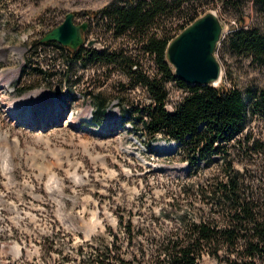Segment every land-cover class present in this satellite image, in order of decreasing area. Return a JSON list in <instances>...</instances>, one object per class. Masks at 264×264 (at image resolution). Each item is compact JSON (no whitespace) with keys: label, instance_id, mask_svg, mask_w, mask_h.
Returning a JSON list of instances; mask_svg holds the SVG:
<instances>
[{"label":"rangeland","instance_id":"374dc122","mask_svg":"<svg viewBox=\"0 0 264 264\" xmlns=\"http://www.w3.org/2000/svg\"><path fill=\"white\" fill-rule=\"evenodd\" d=\"M110 1L0 0V74L18 69L14 79L0 78V264H100L94 250L105 247L113 258L127 262L136 256L149 264L163 238L202 220L213 228L232 224L235 238L214 239L197 264H264L251 250L258 240L253 220L264 223V118L250 102L244 130L226 153L190 166L178 147L160 152L162 141L172 140L156 135L146 143L139 116L149 94L118 63L71 61L66 49L37 43L72 12L75 24L87 23L80 46L124 48L123 55L131 54L143 72L159 76L143 48L126 43L127 37L115 38L86 14ZM206 11H213L223 28L215 49L219 83L244 95L264 89V65L226 43L241 27L264 30L259 3L196 0L191 8L173 9L159 26L174 34ZM90 40L101 48L87 47ZM164 85L165 108L172 111L185 91L173 80ZM36 91H49L43 104L51 94L60 99L57 122L30 126L11 115L22 96ZM97 97L103 99L101 111L94 104ZM238 205L248 213L236 214ZM13 244L20 252L12 257L7 250Z\"/></svg>","mask_w":264,"mask_h":264},{"label":"trees","instance_id":"16d2710c","mask_svg":"<svg viewBox=\"0 0 264 264\" xmlns=\"http://www.w3.org/2000/svg\"><path fill=\"white\" fill-rule=\"evenodd\" d=\"M235 1L240 4L244 0ZM254 1L264 8V0ZM195 3L196 0H111L101 8L88 10L86 13L107 27L115 38L125 41L124 37H127L129 40L126 43L132 41V44L150 54L159 76H149L143 72L131 54L123 55L124 48L103 51L80 46L71 50L53 41L41 42V38L37 40L40 45H56L66 49L71 61L118 63L124 73L149 94L151 101L139 116L146 143H151L156 135L178 142L182 157L190 166L200 161L209 164L214 155L226 153L229 144L244 130L248 102L264 118V89L248 90L244 95L238 88L227 87L223 83L217 86L190 85L174 75L173 67L166 60L165 50L178 31L170 34L164 26H159V21L173 9L181 6L191 8ZM194 18L195 16L186 20L179 29ZM226 43L235 53L249 56L253 62L264 65V30L254 25L241 27L229 35ZM168 80H173L185 91L172 111L165 108L167 91L164 82ZM94 104L97 111H101L103 99L97 97ZM132 113L136 114V110H132ZM220 191L222 193V189ZM234 211L236 214L248 213L243 205L236 206ZM252 230L258 240L251 246V250H255L264 261V223L253 220ZM182 231L176 236L163 238L162 243L148 256L147 262L197 264L203 248L209 246L214 239L225 237L233 242L235 238L234 226L230 223L213 228L208 221L202 220L184 224ZM110 252L112 249L109 247H105L103 251L94 250L100 264H146L143 260L138 261L136 256L125 262L113 258L114 254L111 255ZM112 259H115L114 263Z\"/></svg>","mask_w":264,"mask_h":264},{"label":"water","instance_id":"95a60500","mask_svg":"<svg viewBox=\"0 0 264 264\" xmlns=\"http://www.w3.org/2000/svg\"><path fill=\"white\" fill-rule=\"evenodd\" d=\"M74 14L68 12L63 21L46 32L42 42H56L71 50L77 49L83 42L82 32L87 23L75 24ZM222 25L213 11H206L193 19L179 31L167 44L165 56L173 67L174 75L190 85L216 86L221 78L220 63L215 57V48L218 44ZM101 48L94 40L86 42L87 47ZM174 149L178 143L173 142Z\"/></svg>","mask_w":264,"mask_h":264},{"label":"bare ground","instance_id":"6f19581e","mask_svg":"<svg viewBox=\"0 0 264 264\" xmlns=\"http://www.w3.org/2000/svg\"><path fill=\"white\" fill-rule=\"evenodd\" d=\"M18 69L16 70H11L10 74L8 73H1L0 78L2 76H9L11 79L17 75ZM3 78V77H2ZM14 79V78H13ZM39 92H31L28 94V96H22L19 100V103L17 104V107L15 109H12L10 111L11 115L15 118H17L18 122H23V121H28V124L32 126L33 123L38 124L39 126H47V124L51 122H57L56 121V116L59 114L61 111L60 107V99L56 97V95H49L47 97V101L45 104H43V101L45 98V93L50 94L49 91H40ZM18 101V100H17ZM16 101V103H17ZM43 104V105H42ZM38 115L41 119L39 120H34L33 116ZM7 137V135H4ZM5 140L7 138H4ZM13 145V143H12ZM13 146H17L14 144ZM18 147V146H17ZM160 152L163 154H169L172 153L173 150H175L173 142H170L169 144H166L165 141H162L160 146ZM14 250V254H19V248L16 245H13L11 247Z\"/></svg>","mask_w":264,"mask_h":264}]
</instances>
